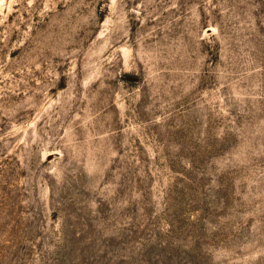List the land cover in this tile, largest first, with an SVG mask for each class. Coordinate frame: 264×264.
<instances>
[{
    "label": "rangeland",
    "instance_id": "374dc122",
    "mask_svg": "<svg viewBox=\"0 0 264 264\" xmlns=\"http://www.w3.org/2000/svg\"><path fill=\"white\" fill-rule=\"evenodd\" d=\"M0 264H264V0H0Z\"/></svg>",
    "mask_w": 264,
    "mask_h": 264
}]
</instances>
